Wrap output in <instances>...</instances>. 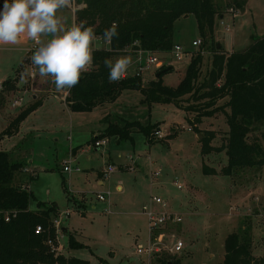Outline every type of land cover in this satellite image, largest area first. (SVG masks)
<instances>
[{
	"label": "rangeland",
	"instance_id": "rangeland-1",
	"mask_svg": "<svg viewBox=\"0 0 264 264\" xmlns=\"http://www.w3.org/2000/svg\"><path fill=\"white\" fill-rule=\"evenodd\" d=\"M214 1L223 8L227 0ZM222 11L221 16L215 17L212 34L206 33L205 38L200 34L193 14L182 15L173 24V42L188 51L190 56L197 52L203 56L199 81L211 66L213 42L224 52L231 53L245 50L255 37L264 35V0H246L244 8L235 14L229 7ZM60 14L65 18V24L71 26L70 10L63 9ZM202 38L205 41L201 45L192 46L193 40ZM96 45L95 42L94 47ZM106 45L101 38L97 48H108ZM32 46L33 41L23 35L15 45L0 44V84L11 79L16 89L9 93L0 91L6 95L2 94L6 100L0 104V150L11 149L19 143L14 150L29 153L39 165L35 179L30 180L35 196L30 201L32 209L37 207L38 201L47 200L56 203L59 209H71L69 226L74 228L73 236L81 246L69 247L68 235H65L61 238L62 253L88 260L89 264H147V258L137 255L135 249L138 245H145L149 236L141 204L144 201L149 203L150 197L155 195L165 201L167 211L181 218L180 222L167 224L162 245H172L174 240L170 233L173 232L181 239L183 247L176 254L165 252L155 256L151 264H158L157 259L162 256L180 258L181 264H222L226 236L238 230L244 221L251 225L253 253L263 254L264 232L260 229L264 228V168H245L231 176L202 173L203 164L219 171L227 163L224 151L201 153L203 134H197L194 129L213 131L210 144L219 146L228 131L221 111L202 117L195 124L192 121L196 112L173 102H148L140 89L132 88L122 89L114 101L100 104L90 111H71L62 103L63 93L56 91L51 78L45 81L39 75L33 76L36 68L32 63L22 65L26 56L29 59L32 56L27 52ZM134 51H123L111 58L115 60L121 55L134 54L125 77L134 76L149 55ZM151 54L163 64L173 66L171 71L161 75V80L168 87H176L185 74L190 56L176 59L170 52ZM157 68L153 65L142 71V86H147L156 77ZM21 78L26 82L29 78L31 92L18 90L23 86L17 83ZM14 100H18L19 105L13 106ZM224 100H219L218 104ZM36 101L40 104L19 123L17 134L5 135L8 116ZM193 102L189 97L180 103L183 106L196 104ZM105 117L112 123L127 120L142 126L153 125L161 137L153 133L154 141L148 144L144 134L135 130L130 133L131 139L105 137L107 143L95 149L91 141L93 132L105 127ZM188 127L191 130H187ZM262 132L264 123L258 124L250 135L260 136ZM27 137H32V141L26 140ZM65 147L76 148L72 162L80 165L79 174L71 173L68 177L59 170L61 160H68ZM108 160L115 170L100 186L98 174L106 168ZM130 165L132 169H129ZM155 170L160 174L151 180V173ZM147 174L150 179L145 177ZM174 181L182 188H177ZM118 186L121 188L117 189ZM104 191L110 192L109 208L106 202L96 197L98 192ZM82 194L83 208L75 207L71 197L80 202Z\"/></svg>",
	"mask_w": 264,
	"mask_h": 264
},
{
	"label": "trees",
	"instance_id": "trees-1",
	"mask_svg": "<svg viewBox=\"0 0 264 264\" xmlns=\"http://www.w3.org/2000/svg\"><path fill=\"white\" fill-rule=\"evenodd\" d=\"M86 3L87 8L75 14L74 23L84 21L95 28L96 37L104 39V31L115 22L119 25V36L108 48H96L92 70L84 73L79 84L65 97L71 111H90L100 104L114 101L125 88L140 89L148 102H173L185 110L196 112L192 121L195 124L202 117L221 111L228 131L219 146L210 144L213 131L194 129L197 134H203L201 153L224 151L227 163L219 171L203 164L202 173L231 176L245 168H264V132L260 136L250 135L258 124L264 123V35L255 37L245 50L231 53L217 48L213 42L211 66L203 80L199 81L203 56L197 52L190 56L185 74L176 87L162 83L161 75L173 69L168 64L157 68L155 74L158 75L147 86L141 85L138 75L110 83L104 64L105 59L128 50L170 52L175 44L174 21L184 14L194 15L199 32L205 38L206 33L212 34L215 17L222 15V9L241 10L246 0H227L223 8L214 0H86ZM22 62V65L31 63V57L26 56ZM2 85L4 92L16 90L11 79H6ZM189 97L196 104L183 106L181 100ZM3 98L0 93V104ZM221 99L225 100L218 104ZM39 104L40 101H36L18 112L9 121L5 133L14 132ZM155 129L153 125L142 126L136 121L121 120L111 122L97 138L116 136L118 140L131 139L130 133L137 130L144 134L148 144H152ZM22 167V162L13 160L9 152L0 150V264H89L88 260L50 250L47 240L55 242L52 221L59 214L57 207L55 203L38 202L35 209L29 208L32 193L13 183L15 173ZM7 212L9 219L6 221ZM245 223L226 236L222 264H264V252L259 257L252 253L251 225ZM37 226L41 227L39 233H35ZM67 235L69 247L81 246L72 233ZM180 260L162 256L157 262L181 264Z\"/></svg>",
	"mask_w": 264,
	"mask_h": 264
},
{
	"label": "clouds",
	"instance_id": "clouds-1",
	"mask_svg": "<svg viewBox=\"0 0 264 264\" xmlns=\"http://www.w3.org/2000/svg\"><path fill=\"white\" fill-rule=\"evenodd\" d=\"M86 0H4L0 7V44L15 45L23 35L32 40L35 51L31 63L39 75L51 78L56 91L65 96L79 84L84 73L93 68L95 28L84 21L65 24L61 10L76 13L87 8ZM119 25L115 22L103 33L104 40L111 44L118 38ZM50 37V38H49ZM108 81L122 80L132 64L131 54L117 57L114 61L105 59Z\"/></svg>",
	"mask_w": 264,
	"mask_h": 264
},
{
	"label": "built area",
	"instance_id": "built-area-1",
	"mask_svg": "<svg viewBox=\"0 0 264 264\" xmlns=\"http://www.w3.org/2000/svg\"><path fill=\"white\" fill-rule=\"evenodd\" d=\"M230 12L233 14L237 13L238 10L230 8ZM228 29V28H226ZM101 37H97L96 40H100ZM107 47L108 43L106 42ZM192 46H198L201 45V39H195L191 42ZM36 48L35 43L33 42V46L28 52H34ZM139 53L142 52H147L149 53L145 65H140L138 69H136L134 75L140 76L143 70L150 69L151 66L155 65L156 67L161 66L163 63L160 62L157 57H155L152 52L150 51H145V50H135ZM170 54L173 55L176 59H183L186 56H190L188 51H185L182 49V47L178 44H174ZM126 76V75H125ZM2 88V84H0V89ZM66 96H64L65 99ZM13 106L19 105L18 100H14L12 103ZM187 130H191L190 127L187 128ZM154 135H157L161 137L159 134V131H155ZM107 140L105 139H96L93 142L94 146H103L106 144ZM72 160L68 159L67 161L63 162L62 165V170L64 172H71V171H80V167L77 166L76 164H72ZM132 165L129 166V169H132ZM128 169V168H127ZM115 170V166L112 164H108L106 168L103 170L102 175L104 178H108L110 174ZM160 174L159 170H155L151 173V177H156ZM174 185L181 189L182 185L174 181ZM109 196L110 192L109 191H104V192H98L96 194L97 199L100 201L106 202V205L109 208ZM158 206V208L156 207ZM142 212L147 218V224H148V231H149V236H148V241L145 245H138L135 249V252L137 255H141L147 258V264H151V259L155 258L157 255H162L165 252H169L171 254H176L181 251L183 247V242L181 241L180 238H177L176 235L171 232L170 233V238L173 239V243L171 246H167V244L162 245V240L164 237V232L163 230L166 228L168 223H177L180 222L181 218L179 216L174 215L173 213L169 212L166 210V203L165 201L159 197L152 195L150 197L149 203H146L142 206ZM9 219V212L5 214V220L7 221ZM54 227H55V242L54 240L48 239L47 244L50 246V250L59 253V248H60V243H59V234L62 232L61 231V221H60V216L56 217L52 221ZM41 231V227L37 226L35 229V233H39ZM168 253V254H169Z\"/></svg>",
	"mask_w": 264,
	"mask_h": 264
},
{
	"label": "crops",
	"instance_id": "crops-1",
	"mask_svg": "<svg viewBox=\"0 0 264 264\" xmlns=\"http://www.w3.org/2000/svg\"><path fill=\"white\" fill-rule=\"evenodd\" d=\"M9 2H10V0H9ZM2 4H3V2H1L0 1V6H2ZM74 23V16L72 15V24ZM96 44L98 45L99 44V40H96ZM97 45H96V47L95 48H97ZM106 47H107V45H106ZM28 52V51H27ZM134 52H136V54H140L139 52H137V51H134ZM132 55H134V54H132ZM131 55V56H132ZM114 60V59H113ZM27 71V70H26ZM11 78V77H10ZM3 82V81H2ZM25 82L26 81H23V78H21L20 80H19V82H17L18 83V85L20 84V85H23L22 87H20L21 89H18L19 91L20 90H22V91H24V92H31L32 90H31V88H30V86H31V84H30V82H29V78H27V82H26V84H25ZM3 87V86H2ZM2 89V88H1ZM17 90V91H18ZM1 92L3 91V89L2 90H0ZM3 93H4V91H3ZM2 93V94H3ZM3 96H6V95H4L3 94ZM64 94H63V101H62V103L66 106V108H68L69 109V107H68V105H67V103L65 102V99H64ZM34 98H36V95H34ZM4 100H6V98L4 97L3 98V100H2V102L4 101ZM37 100H39V98H37ZM42 103V102H41ZM98 106H96L95 108H97ZM95 108H93V109H95ZM70 110V109H69ZM83 112H87V111H83ZM17 113L16 112H14V113H12V114H10L9 116H8V122L16 115ZM106 122L105 123V127L102 129V130H99V131H96V132H93V134H94V136L92 137V140L91 141H95L96 140V138H95V140H93V138L98 134V133H101L110 123H111V121L108 119V118H104V120H103V122ZM21 123V122H20ZM20 125V124H19ZM19 125H18V127H19ZM18 127H17V129H18ZM17 129L14 131V132H12L11 134L12 135H16L17 134ZM5 135H7V134H5ZM105 138V137H104ZM26 140H28V139H30V142L32 141V137H27V138H25ZM97 139H103V138H97ZM55 141H57V139L55 138ZM93 142H92V145H93ZM107 143V142H106ZM19 143H17L14 147H12L11 149H5V150H3V151H7V152H9L10 153V155H11V157H12V159L13 160H16V161H20V162H22V164H23V167L19 170V171H17L16 173H15V175H14V184H16L17 186H19L20 188H24V189H26V190H28L29 192H31L32 193V196H33V198L35 199V196H34V193H33V190L31 189V184H30V180H33V179H35V171L38 169V166H37V163L35 164V160H34V158H32L31 156H30V154L29 153H25V152H20L19 151V149H17V150H14L15 148H17L19 145H18ZM105 145V144H104ZM94 146V145H93ZM95 147V149L96 148H98V146H94ZM99 147H101V146H99ZM66 148V150H65V156H67L68 157V159H70V160H72L73 161V156L75 155V153H76V148H71V147H65ZM109 160H110V158H109ZM107 161L106 162V165H108V164H112L113 165V163L112 162H110V161ZM71 161V162H72ZM63 160H61V162H60V165H61V167L59 166V170H61V172L63 173V174H66V175H68V177H69V175H71V173H73V174H79L80 172H81V168H80V171H71V172H64L63 170H62V165H63ZM72 164L74 165V164H76L77 166H79L80 167V165L79 164H77V163H73L72 162ZM104 168V167H103ZM102 172H103V170H101L100 172H99V174H98V179H97V181H98V184L100 185V186H102V185H104L105 184V182H104V180H105V178L103 177V175H102ZM145 177L146 178H149L150 179V177H149V174H147V175H145ZM78 178H80L79 176H78ZM152 178L153 177H151V180H152ZM69 179V178H68ZM151 183H152V185H153V181H151ZM121 187L120 186H118L117 187V189H120ZM83 196V194L80 196V198ZM32 198V199H33ZM72 199H70V200H73L74 201V203H75V207L76 206H80V207H82L83 208V203H82V198L80 199V202H77V201H79V199H75V198H73V197H71ZM38 202H40V201H38ZM77 202V203H76ZM147 201H144V202H142V204H141V207L146 203ZM44 203H47V204H50V203H54L53 201H50V200H47V201H45ZM55 205H56V207H57V210H58V216L57 217H59L60 216V221H61V233L59 234V243H60V248H59V253H62L61 252V250H63L64 248H63V244L61 243V238L62 237H65V235H67L68 233H74L75 232V230H74V228H70V226H69V212L71 211V209H65V210H62V209H59V207H58V205L55 203ZM29 208L30 209H32L31 207H30V203H29ZM36 208V207H35ZM35 208H33V209H35ZM78 212H81V213H83L84 211L83 210H77ZM262 232H264V228H261L260 229ZM253 245V244H252ZM252 253H253V248H252ZM62 254H64V253H62ZM253 255L255 256V257H258L259 255L261 256L262 254H259V255H255L254 253H253Z\"/></svg>",
	"mask_w": 264,
	"mask_h": 264
},
{
	"label": "water",
	"instance_id": "water-1",
	"mask_svg": "<svg viewBox=\"0 0 264 264\" xmlns=\"http://www.w3.org/2000/svg\"><path fill=\"white\" fill-rule=\"evenodd\" d=\"M188 14H184V16H187ZM216 47L217 48H219V44H216ZM158 74H156V76H157ZM199 135H201V134H199Z\"/></svg>",
	"mask_w": 264,
	"mask_h": 264
}]
</instances>
